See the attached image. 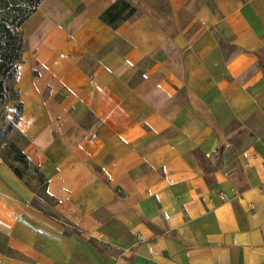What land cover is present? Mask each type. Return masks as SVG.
Returning a JSON list of instances; mask_svg holds the SVG:
<instances>
[{"label": "crops", "instance_id": "obj_1", "mask_svg": "<svg viewBox=\"0 0 264 264\" xmlns=\"http://www.w3.org/2000/svg\"><path fill=\"white\" fill-rule=\"evenodd\" d=\"M24 32L0 264H264V0H42Z\"/></svg>", "mask_w": 264, "mask_h": 264}, {"label": "rangeland", "instance_id": "obj_2", "mask_svg": "<svg viewBox=\"0 0 264 264\" xmlns=\"http://www.w3.org/2000/svg\"><path fill=\"white\" fill-rule=\"evenodd\" d=\"M11 3L12 0H0V97L5 94L8 98H15L14 76L17 65L20 64L26 34L24 32L25 21L19 27H14L8 23V20L16 14L15 11L7 9L6 5ZM16 3L22 4L23 0H18ZM4 23L10 30V34L3 27ZM6 107L0 114V156L9 164L15 163L13 162L15 161L14 156L19 148L24 147L26 140L21 135L10 133L14 121L6 119ZM18 163L24 166L22 162ZM28 172L31 174L33 169L30 168Z\"/></svg>", "mask_w": 264, "mask_h": 264}, {"label": "trees", "instance_id": "obj_3", "mask_svg": "<svg viewBox=\"0 0 264 264\" xmlns=\"http://www.w3.org/2000/svg\"><path fill=\"white\" fill-rule=\"evenodd\" d=\"M42 0H23L22 4H17L18 0H12V3L7 6V9L10 11H15L16 14L11 17V19L8 20V23L14 27H19L21 23H23L27 17H29L32 12L35 11L37 8L38 4ZM3 27L5 28L6 32L10 34V30L7 28V25L4 23ZM1 87V84H0ZM16 97V94H15ZM8 96L5 94L0 97V114L3 113L5 109V105L8 102ZM21 114V106L19 104H16V113L14 116V121L18 119V117Z\"/></svg>", "mask_w": 264, "mask_h": 264}]
</instances>
